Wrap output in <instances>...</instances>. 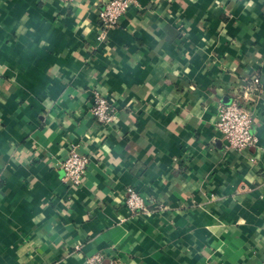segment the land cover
Wrapping results in <instances>:
<instances>
[{"label":"crops","instance_id":"1","mask_svg":"<svg viewBox=\"0 0 264 264\" xmlns=\"http://www.w3.org/2000/svg\"><path fill=\"white\" fill-rule=\"evenodd\" d=\"M106 1L0 0V264H264V0H135L100 37ZM255 76L257 141L227 149L217 107Z\"/></svg>","mask_w":264,"mask_h":264},{"label":"built area","instance_id":"2","mask_svg":"<svg viewBox=\"0 0 264 264\" xmlns=\"http://www.w3.org/2000/svg\"><path fill=\"white\" fill-rule=\"evenodd\" d=\"M69 2L71 0H59ZM135 0H107L103 9L99 12L100 37H103L110 29L118 24L119 19L125 14L128 7ZM249 85L235 91L233 99L227 104L217 107L214 127L220 132L227 149L241 151L253 145L257 137L252 130L254 113L253 101L263 90V84L259 77L255 76ZM259 94V95H258ZM90 114L102 125H113L116 122V109L114 104L100 88L91 90ZM89 156L81 151L77 144L71 142L68 154L61 163L62 179L70 185H79L87 171ZM123 203L130 210L144 209L142 197L133 187L125 189ZM85 264H121V259L116 256L106 257L103 252H97L88 256Z\"/></svg>","mask_w":264,"mask_h":264}]
</instances>
